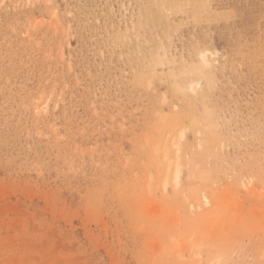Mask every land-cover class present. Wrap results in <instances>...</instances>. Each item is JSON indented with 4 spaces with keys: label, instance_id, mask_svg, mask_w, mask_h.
Here are the masks:
<instances>
[{
    "label": "rangeland",
    "instance_id": "374dc122",
    "mask_svg": "<svg viewBox=\"0 0 264 264\" xmlns=\"http://www.w3.org/2000/svg\"><path fill=\"white\" fill-rule=\"evenodd\" d=\"M0 264H264V0H0Z\"/></svg>",
    "mask_w": 264,
    "mask_h": 264
},
{
    "label": "bare ground",
    "instance_id": "6f19581e",
    "mask_svg": "<svg viewBox=\"0 0 264 264\" xmlns=\"http://www.w3.org/2000/svg\"><path fill=\"white\" fill-rule=\"evenodd\" d=\"M183 136V135H182ZM181 136V137H182ZM174 147H175V152H177V153H179L180 151L178 150V148H179V145L178 144H174L173 145ZM177 158V160L179 159V157H176ZM176 167H177V162H176ZM180 175H181V172L179 171V166H178V169H177V171H176V175H175V182H176V184H178L179 183V180H180Z\"/></svg>",
    "mask_w": 264,
    "mask_h": 264
}]
</instances>
